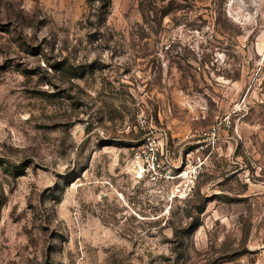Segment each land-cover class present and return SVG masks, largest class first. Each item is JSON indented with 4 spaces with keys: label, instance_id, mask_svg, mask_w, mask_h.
<instances>
[{
    "label": "rangeland",
    "instance_id": "obj_1",
    "mask_svg": "<svg viewBox=\"0 0 264 264\" xmlns=\"http://www.w3.org/2000/svg\"><path fill=\"white\" fill-rule=\"evenodd\" d=\"M0 264H264V0H0Z\"/></svg>",
    "mask_w": 264,
    "mask_h": 264
}]
</instances>
